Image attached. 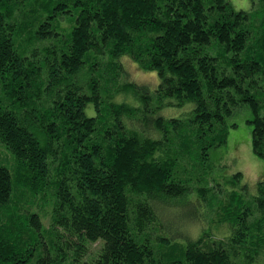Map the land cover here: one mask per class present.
<instances>
[{"label":"trees","instance_id":"1","mask_svg":"<svg viewBox=\"0 0 264 264\" xmlns=\"http://www.w3.org/2000/svg\"><path fill=\"white\" fill-rule=\"evenodd\" d=\"M242 107L264 160V0H0V264H264V179L210 159Z\"/></svg>","mask_w":264,"mask_h":264},{"label":"rangeland","instance_id":"2","mask_svg":"<svg viewBox=\"0 0 264 264\" xmlns=\"http://www.w3.org/2000/svg\"><path fill=\"white\" fill-rule=\"evenodd\" d=\"M235 9L249 10L250 0H228ZM122 63L127 70L128 77L137 81L139 83H145L150 85L151 88L158 84V78L156 83V74L154 72L140 71L137 66L129 59L122 58ZM122 98V97H120ZM88 114L91 113V109H87ZM179 113V112H178ZM252 118V114L247 107H242L235 116L228 119V124L235 123V128H230L227 142L218 148H215L210 153V159L215 165V173L218 179L231 177L233 174L240 172L243 176L242 182L246 183L250 187V191L254 193L255 184L258 180L264 179V160L257 157L251 148V127L247 121ZM3 150L0 146V164L7 165L5 159L6 155L2 154ZM223 180H220L222 182ZM224 182V181H223ZM241 182V183H242ZM229 188L225 186V189ZM217 190V189H216ZM218 195L213 198V207L218 206L217 211L213 209V214L209 216H201V221L197 224L191 225V236L196 237L199 235L200 231L212 230L213 225H215L217 231L214 233L216 239H221L228 234V227L226 224H219L218 217L221 216L222 219L225 218V206L228 202V195L224 192L218 190ZM231 196V195H230ZM223 204L221 211L219 205ZM211 206V205H210ZM228 210V209H227ZM206 211V210H205ZM204 211V213H205ZM202 214V211L199 212ZM224 214V215H223ZM198 215V213H197ZM223 215V216H222ZM44 224H48V219L44 218ZM198 225V226H197ZM200 229H199V228ZM42 237L45 242H47L46 234L42 233ZM34 240L28 242V246H32ZM101 243L96 242L90 244L89 255H94L96 251L100 248ZM42 247V244H41ZM40 247V249H41Z\"/></svg>","mask_w":264,"mask_h":264}]
</instances>
